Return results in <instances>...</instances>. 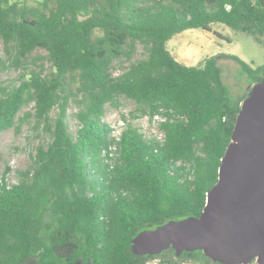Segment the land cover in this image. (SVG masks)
Here are the masks:
<instances>
[{
	"label": "trees",
	"instance_id": "16d2710c",
	"mask_svg": "<svg viewBox=\"0 0 264 264\" xmlns=\"http://www.w3.org/2000/svg\"><path fill=\"white\" fill-rule=\"evenodd\" d=\"M214 23L261 44L264 0H0V73L18 71L0 84V132L31 105L40 135L16 182L0 185V264H220L202 250L131 248L142 229L200 215L241 103L264 76V62L223 54L238 65L233 88L217 55L186 65L165 46ZM138 44L144 56L132 60ZM119 97L161 135L123 115L116 132L104 115Z\"/></svg>",
	"mask_w": 264,
	"mask_h": 264
},
{
	"label": "water",
	"instance_id": "95a60500",
	"mask_svg": "<svg viewBox=\"0 0 264 264\" xmlns=\"http://www.w3.org/2000/svg\"><path fill=\"white\" fill-rule=\"evenodd\" d=\"M168 246L177 255L202 250L220 264H247L254 256L264 264V76L241 103L200 215L142 229L131 240L136 255Z\"/></svg>",
	"mask_w": 264,
	"mask_h": 264
},
{
	"label": "rangeland",
	"instance_id": "374dc122",
	"mask_svg": "<svg viewBox=\"0 0 264 264\" xmlns=\"http://www.w3.org/2000/svg\"><path fill=\"white\" fill-rule=\"evenodd\" d=\"M27 3H34L36 0H25ZM166 48L173 57L186 65H197L210 55L218 56V64L221 66L224 80L235 88L237 63L232 59L223 56V54H235L246 61L252 67H256L264 62V38L261 44L255 42L252 36L241 32L234 31L229 27L214 23L211 25V31H205L200 28H189L174 34L165 43ZM3 52V44L0 40V54ZM222 54V55H220ZM143 48L137 45L132 60L143 57ZM129 62L126 61L124 65ZM46 71L49 63L45 62ZM118 64L112 69L113 74L119 72ZM18 71L14 69L0 73V84H11L15 81ZM117 107L107 105L104 120L118 132L122 125V115L131 119L136 125H139L146 133L160 135L156 129V123L151 122L147 117L130 118L131 112H138L135 103L127 98L119 97ZM31 105L25 107L19 115L24 117L20 127H12L0 132V177L14 178V173L23 169L29 163L30 154L34 152L36 145L40 141V135L34 129L33 117L26 116V113L32 112ZM70 126L74 128V119L71 118ZM165 252L173 251L168 246ZM168 253V254H169ZM172 254V253H171ZM176 254V252H175ZM177 255V254H176ZM181 255V254H180ZM178 264H193L187 258H179ZM148 264H161L159 258L150 259ZM247 264H260L257 256L251 258Z\"/></svg>",
	"mask_w": 264,
	"mask_h": 264
},
{
	"label": "built area",
	"instance_id": "2783aa9c",
	"mask_svg": "<svg viewBox=\"0 0 264 264\" xmlns=\"http://www.w3.org/2000/svg\"><path fill=\"white\" fill-rule=\"evenodd\" d=\"M154 118H155V119H159V117L156 116V115L154 116ZM160 135H161V133H160ZM15 173H16V172H15ZM15 173H14V175H15ZM4 181H5V182H8L9 185H10V183L16 182V177L14 176V178H10V179L0 177V185H1Z\"/></svg>",
	"mask_w": 264,
	"mask_h": 264
}]
</instances>
